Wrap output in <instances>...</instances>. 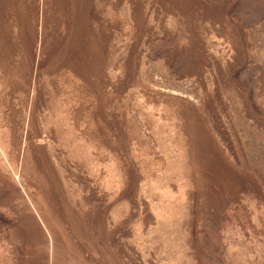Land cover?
Returning <instances> with one entry per match:
<instances>
[{
	"label": "rangeland",
	"instance_id": "374dc122",
	"mask_svg": "<svg viewBox=\"0 0 264 264\" xmlns=\"http://www.w3.org/2000/svg\"><path fill=\"white\" fill-rule=\"evenodd\" d=\"M0 264H264V0H0Z\"/></svg>",
	"mask_w": 264,
	"mask_h": 264
}]
</instances>
